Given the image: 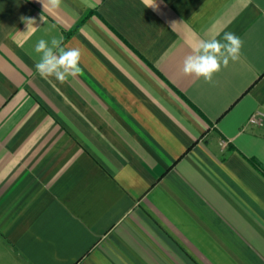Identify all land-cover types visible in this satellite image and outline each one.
Instances as JSON below:
<instances>
[{
	"label": "crops",
	"instance_id": "1",
	"mask_svg": "<svg viewBox=\"0 0 264 264\" xmlns=\"http://www.w3.org/2000/svg\"><path fill=\"white\" fill-rule=\"evenodd\" d=\"M225 32L240 58L212 83L185 75L196 42ZM60 36L81 52L63 84L35 67L38 40ZM1 250L264 264V0H0Z\"/></svg>",
	"mask_w": 264,
	"mask_h": 264
},
{
	"label": "clouds",
	"instance_id": "2",
	"mask_svg": "<svg viewBox=\"0 0 264 264\" xmlns=\"http://www.w3.org/2000/svg\"><path fill=\"white\" fill-rule=\"evenodd\" d=\"M43 9L49 11L59 9L62 0H41ZM42 22L44 17L40 16ZM27 29L36 30L37 20L32 17H21ZM221 40L212 37L200 39L193 47L192 53L187 55L183 62V73L187 76L203 78L206 83H212L213 76L222 67H227L229 61H237L240 58L243 47L242 39L233 32H225ZM63 45V37H53L50 41L40 39L35 45V52L40 54V60L36 63V71L41 77H54L61 84L65 83L69 76H78L81 52L77 48H66ZM55 50V51H54Z\"/></svg>",
	"mask_w": 264,
	"mask_h": 264
},
{
	"label": "built area",
	"instance_id": "3",
	"mask_svg": "<svg viewBox=\"0 0 264 264\" xmlns=\"http://www.w3.org/2000/svg\"><path fill=\"white\" fill-rule=\"evenodd\" d=\"M261 116H262V114L259 113V112L253 114V115L249 118V123H250V124H254V125H260V124H261Z\"/></svg>",
	"mask_w": 264,
	"mask_h": 264
},
{
	"label": "rangeland",
	"instance_id": "4",
	"mask_svg": "<svg viewBox=\"0 0 264 264\" xmlns=\"http://www.w3.org/2000/svg\"><path fill=\"white\" fill-rule=\"evenodd\" d=\"M6 252V251H5ZM3 250L0 251V254L5 253Z\"/></svg>",
	"mask_w": 264,
	"mask_h": 264
}]
</instances>
